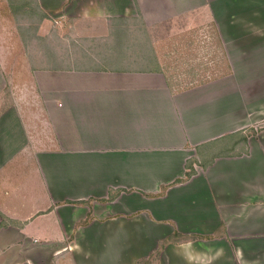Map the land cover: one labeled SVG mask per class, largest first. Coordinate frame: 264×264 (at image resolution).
<instances>
[{
    "label": "crops",
    "instance_id": "0c3cea01",
    "mask_svg": "<svg viewBox=\"0 0 264 264\" xmlns=\"http://www.w3.org/2000/svg\"><path fill=\"white\" fill-rule=\"evenodd\" d=\"M8 2L0 264H264V0ZM192 12L227 73L176 88L100 60L119 57L117 20Z\"/></svg>",
    "mask_w": 264,
    "mask_h": 264
},
{
    "label": "rangeland",
    "instance_id": "374dc122",
    "mask_svg": "<svg viewBox=\"0 0 264 264\" xmlns=\"http://www.w3.org/2000/svg\"><path fill=\"white\" fill-rule=\"evenodd\" d=\"M13 1L17 4L25 2V0H10V2ZM8 4V0H0V13L10 12ZM26 12L25 16L19 15L17 18L22 25L24 24L23 18L33 19L32 22L40 18L39 12L33 7ZM10 17L13 16L10 14ZM54 17L58 16L54 14ZM199 17L198 12H192L187 16L180 14L175 18L164 19L161 23L150 26H147L140 16L121 18L117 20V24H114L119 33L114 34L113 37L109 36L113 40V47L119 49V57H115L117 55L112 53L111 59L101 58L100 60L112 62L111 66L130 69L160 67L171 85L176 88L225 74L228 72L227 62L220 47H216L215 30L208 21L202 20L205 22H201ZM51 24L46 29L49 39L54 41L56 27ZM12 28L14 29V26ZM97 31L95 34L97 42L95 38H91L95 39V45L98 40L104 42L103 38L108 37L102 32L103 30L97 29ZM114 37L116 38L115 43ZM84 58L75 59V64L86 66L99 64L95 62L96 59ZM229 137L225 135L222 140L227 141ZM178 237L183 238L184 236Z\"/></svg>",
    "mask_w": 264,
    "mask_h": 264
},
{
    "label": "trees",
    "instance_id": "16d2710c",
    "mask_svg": "<svg viewBox=\"0 0 264 264\" xmlns=\"http://www.w3.org/2000/svg\"><path fill=\"white\" fill-rule=\"evenodd\" d=\"M223 54H224V56H225V53H223ZM225 58H226V56H225ZM226 62H227V59H226ZM227 67L229 68L228 63H227ZM193 169H194V168L191 167V169H190L189 172L187 173V177H190V176L193 174V172H194Z\"/></svg>",
    "mask_w": 264,
    "mask_h": 264
}]
</instances>
